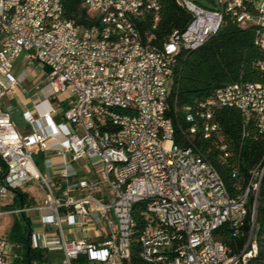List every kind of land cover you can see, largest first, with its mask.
<instances>
[{"label": "built area", "instance_id": "built-area-1", "mask_svg": "<svg viewBox=\"0 0 264 264\" xmlns=\"http://www.w3.org/2000/svg\"><path fill=\"white\" fill-rule=\"evenodd\" d=\"M160 1L83 0L82 7L92 18H110L116 25V32H103L95 25L68 28L58 22L53 17L55 0H0V216L49 211L43 224L59 233L62 264H129L124 258L125 232L135 227L127 220V207L137 200H150V208L138 212L145 218L143 237L137 240L142 241L143 259H153L154 264H176L179 259H186V264H248L251 256L259 197L254 184L251 189L238 185L231 195L199 150L171 141V119L161 120V112L168 108L173 56L183 47L204 44L225 18L251 28L255 44L264 49V0H249L248 8H241L238 0H210L213 8L179 0L191 13L190 22L170 43L155 45L142 35L138 21L150 14L155 28ZM133 33H140V43H133ZM23 53L28 64L45 70L47 98L67 94L61 119L55 120L53 108L42 110L38 120L43 126L27 134L17 131L13 107L4 103L22 84V78L12 76V68ZM257 65L264 67L261 62ZM152 94H162L165 104L152 102ZM105 105H114V112H105ZM221 108L240 111L243 136L250 125L264 134V85L239 80L218 88L200 105L198 127L192 129L202 130L207 139L218 135L214 111ZM189 109L184 111L188 114ZM23 117L30 125L37 121L29 112ZM107 139L130 146L131 155L108 149ZM220 148L227 157L225 145ZM47 151L69 153L72 161L99 163L101 183L111 200L103 203L89 193L97 182H69L77 174L69 162L59 172L66 184L63 197H56L53 177L41 172L34 159L35 153ZM112 156H120V163H112ZM107 171H115L121 186L105 182ZM236 173L233 170V177ZM32 182L44 192L42 205L5 211L8 195ZM74 192L81 196H70ZM61 210L66 217L71 211L81 228L87 219L94 224L105 221L102 240L65 239L66 217L60 216ZM224 226L232 246L215 242ZM246 227H253L250 250L241 247V231ZM8 244L0 236V264H10Z\"/></svg>", "mask_w": 264, "mask_h": 264}, {"label": "trees", "instance_id": "trees-1", "mask_svg": "<svg viewBox=\"0 0 264 264\" xmlns=\"http://www.w3.org/2000/svg\"><path fill=\"white\" fill-rule=\"evenodd\" d=\"M192 1L203 6L202 1L210 0ZM82 2L83 0H62L63 16L82 28L99 25L98 20L92 18L82 7ZM191 18V13L179 5V0H161L159 21L155 28L151 30L153 18L150 14H145L143 20L138 21V27L143 36L151 38L152 44L160 45L173 31L184 30ZM259 62L264 64V49L255 44L253 30L242 28L227 17L219 30L204 44L193 50L182 49L174 57L172 64V87L167 100L166 117L173 123L174 143L183 147L194 146L199 150L206 162L220 175L231 195L236 193V186L244 183V186L246 185L250 170L264 157V134L250 125L243 136L242 116L235 108L214 111V120L219 124L220 132L209 139L204 137L202 130L191 133L190 128L193 124L198 127L197 110L218 88L239 80L264 85V67H259ZM185 107H190L195 115L194 123L185 119ZM221 144L225 145L229 153L227 157L220 148ZM235 169L237 173L233 177L232 172ZM258 194L254 233L258 242V255L249 264H262L264 261V180ZM20 196L21 202L25 203V195ZM138 209V205L133 209L136 231L132 237L131 263L145 264L140 259V244L137 241L141 228ZM19 217L7 235L8 242L20 248L19 257L13 264H32L44 260L43 252L31 247L29 218L23 213L19 214ZM217 233L219 235L215 236L218 240L232 246L231 234L226 226ZM241 240L243 244L244 238L241 237Z\"/></svg>", "mask_w": 264, "mask_h": 264}, {"label": "crops", "instance_id": "crops-1", "mask_svg": "<svg viewBox=\"0 0 264 264\" xmlns=\"http://www.w3.org/2000/svg\"><path fill=\"white\" fill-rule=\"evenodd\" d=\"M24 61L28 64V60L26 56H24ZM16 63V61H15ZM14 63V64H15ZM34 69L31 73L28 70H23L18 74H13L12 68V76L17 78H22V84L18 86L13 93L7 95L4 98L5 105H11L13 107L12 120L20 134H27L32 131L33 128H40L43 126V122L38 120L39 113L42 110H50L51 108L56 110L54 114V118L56 121L61 119V112L66 109L67 104L66 100L63 102H59L55 107H52L48 102V93L49 90L45 86V70L37 64H33ZM43 75L42 84H37L34 87L29 86L32 84L33 79L39 74ZM41 104L40 106L38 104ZM29 112L37 121H35L34 125H30L23 117L24 113ZM35 162L40 169L41 172H48L53 177V189L55 192V196L58 198L63 197V192L65 189V182H63L59 178V172L62 170L64 163L69 162L76 170L77 174L75 177L69 178V182H76L80 179L87 180L89 182H97L99 183L98 187L89 192L91 195L95 196L103 203H107L111 200V195L109 189L101 183V170L102 167L99 163L96 165L93 164L88 159H81L78 161H72L71 155L66 153L64 155L58 154L55 151H47V152H38L34 155ZM47 160L49 161L47 163ZM50 163V167L47 166ZM47 164V166H46ZM21 194L25 195V203L21 202ZM70 196L80 197L81 194L79 192L71 193ZM45 195L44 192L38 187L36 183H28L23 186L17 192H12L8 195V197L4 201L3 207L5 211L15 210L20 206V208H35L42 205L44 201ZM11 202H8V200ZM13 206V207H12ZM13 216V221L11 222V226L4 235L7 238L11 227L14 221H18L20 219L19 214L9 213ZM49 211H32L29 214H25L31 223V235H30V244L34 249L41 250L44 254V260L49 261L53 254L58 253L60 257H62L63 253L59 245V233L56 229L50 227H44L43 217L45 215H49ZM67 212L65 210L60 211V216L66 217ZM63 235L65 239H73V240H86L88 242H97L102 240L101 236L106 232L107 227L105 221H100L97 224H94L91 219H87L85 227L81 228L79 224L76 223L74 214L69 211L68 216L66 217V221L62 226ZM8 240V238H7ZM11 251L13 253L14 259H12ZM20 248L17 245H13L9 242L7 248V254L9 263L13 264L15 259L19 257ZM38 261L33 262L32 264H37Z\"/></svg>", "mask_w": 264, "mask_h": 264}, {"label": "bare ground", "instance_id": "bare-ground-1", "mask_svg": "<svg viewBox=\"0 0 264 264\" xmlns=\"http://www.w3.org/2000/svg\"><path fill=\"white\" fill-rule=\"evenodd\" d=\"M238 1L241 5V8H248L249 0H238ZM87 13L90 15L89 12ZM53 17L58 22L68 24V28H82V27L74 25V23L70 22L71 20L69 21L63 16L62 0H55V4L53 5ZM98 22H99V25H95V27H103V32H116V25L114 24V22H110V18H103V19L98 20ZM153 29L154 28H152L151 30ZM176 32L178 31L176 30L173 31L170 34V36L167 38V40H165L162 43H170L171 40H173L174 34H176ZM133 43H140V33H133ZM200 46L201 45L186 46V47H183L182 49L193 50ZM180 51L181 50H178L177 53L173 56V61H174V57ZM172 64L173 63H171V75H172ZM171 85H172V81H171ZM152 102H156L157 104H165V97L162 94H152ZM105 112H114V105H105ZM184 113H185V119L188 122H191V123L195 122V115L191 112L190 109H189L188 114L186 111H184ZM197 116L199 117L198 113H197ZM168 119L169 117L168 118L166 117V111H162L161 120H168ZM171 125H172L171 141L174 142V127H173L172 121H171ZM192 127H196V125L193 124L190 128V132L195 133L196 130H193ZM107 147L108 149H115L117 153L123 154V156L131 155V147L124 143H117L115 139H107ZM112 163H120V156H112ZM252 170H256V176H253ZM252 170H250V176H249V179L247 178L248 181L246 185L244 186V189H251V187L254 184V191H256V194H258L261 182L262 180H264V161H261L259 163L258 169L256 166ZM105 182L107 184H114V186H121V179H117V177L115 176V171H107L105 173ZM137 205L139 207L138 212L143 211L144 209L150 208V200H137L134 203H130L129 206L127 207V220H129L130 222V227H135V229H129L127 230V232H125L124 258L128 261L129 264H133L131 263V244H132V237L136 231V220L134 219V216H133V209ZM138 216H139V219L141 220V228L139 229L138 239H142L143 226H145V218H144L143 213H138ZM245 230L242 229L241 231V237L244 238V242L243 244H241V247H243V250H250L251 243H252V237H253V227H250L249 230L247 231ZM215 242L223 243L222 241L218 240L216 236H215ZM139 244H140V249H142V241H139ZM257 255H258V242L256 241L255 234H254V246L252 247L251 256H248V264L253 258H256ZM139 256H140V259L145 264H154L153 259H143L142 252H140ZM176 264H186V259H179L177 260Z\"/></svg>", "mask_w": 264, "mask_h": 264}, {"label": "rangeland", "instance_id": "rangeland-1", "mask_svg": "<svg viewBox=\"0 0 264 264\" xmlns=\"http://www.w3.org/2000/svg\"><path fill=\"white\" fill-rule=\"evenodd\" d=\"M212 1H214V0H212ZM201 4L203 6L208 7V8L214 7L213 3L210 1H202ZM24 56H25V53L21 54V56L16 60V63L14 64V68H13V74L16 75L23 70H28L30 73L33 70H36V69H34L33 64L32 65L26 64V62L24 61ZM42 78H43V75L41 72V74H39L38 76H36L33 79L32 84L29 86V88L34 87L38 83L43 85ZM66 98H67V94L62 93V94H59L57 96V99H55V100H53L52 98H48V102L51 104L52 107H55L57 103L63 102L64 100H66ZM8 202H11V200L9 199ZM12 221H13V216L9 213H6V214L0 216V235H4L6 232H8V230L11 226L10 224ZM11 253H12V251H11ZM10 257L12 259H14L13 253L11 254ZM62 257H63V255H62ZM62 257H60V255L58 253H55L52 255V257L49 261H46V262L45 261H38L37 264H62ZM81 263L82 264H97L95 262H88V261H84Z\"/></svg>", "mask_w": 264, "mask_h": 264}]
</instances>
